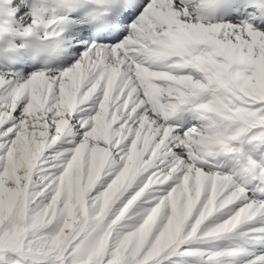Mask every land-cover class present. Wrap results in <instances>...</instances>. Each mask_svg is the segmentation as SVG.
I'll list each match as a JSON object with an SVG mask.
<instances>
[{
	"label": "snow or ice",
	"instance_id": "1",
	"mask_svg": "<svg viewBox=\"0 0 264 264\" xmlns=\"http://www.w3.org/2000/svg\"><path fill=\"white\" fill-rule=\"evenodd\" d=\"M60 4L0 0L67 46L0 52V264H264V0Z\"/></svg>",
	"mask_w": 264,
	"mask_h": 264
},
{
	"label": "clouds",
	"instance_id": "2",
	"mask_svg": "<svg viewBox=\"0 0 264 264\" xmlns=\"http://www.w3.org/2000/svg\"><path fill=\"white\" fill-rule=\"evenodd\" d=\"M34 7L36 8H45L47 11L40 14V18L43 20L44 23H47L50 20L53 19H70L73 15V12L62 7L60 4V0H33ZM10 3H6L4 5L5 8L10 7ZM7 14L3 13L0 14V19H6ZM63 30H65L64 25H60L59 28H57V31L61 32L60 37L52 38L49 40L44 39H37L39 36V30L34 28L32 32V37L35 40V48L41 49L40 55L48 57L51 49H56L57 52H59L63 47L64 44L59 43L60 39H62ZM3 39V36H0V40Z\"/></svg>",
	"mask_w": 264,
	"mask_h": 264
},
{
	"label": "bare ground",
	"instance_id": "3",
	"mask_svg": "<svg viewBox=\"0 0 264 264\" xmlns=\"http://www.w3.org/2000/svg\"><path fill=\"white\" fill-rule=\"evenodd\" d=\"M59 20L60 19H53L50 21L55 23ZM49 26L51 27V25ZM43 31L44 29L41 27L39 29V36L37 37V39H41V34L43 33ZM0 36H3V39L0 40V45L3 46L4 50L7 47L5 41H9L11 44L16 45V54L18 55H26L25 42L27 40H34L32 34H23L22 27H18L13 24L12 18L8 15L6 19H0Z\"/></svg>",
	"mask_w": 264,
	"mask_h": 264
}]
</instances>
